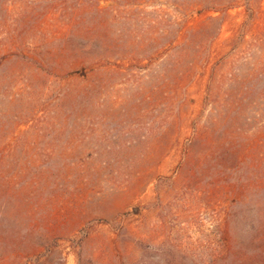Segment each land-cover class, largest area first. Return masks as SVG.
Wrapping results in <instances>:
<instances>
[{"label": "rangeland", "instance_id": "obj_1", "mask_svg": "<svg viewBox=\"0 0 264 264\" xmlns=\"http://www.w3.org/2000/svg\"><path fill=\"white\" fill-rule=\"evenodd\" d=\"M76 1L0 0V264H264V0Z\"/></svg>", "mask_w": 264, "mask_h": 264}, {"label": "trees", "instance_id": "obj_2", "mask_svg": "<svg viewBox=\"0 0 264 264\" xmlns=\"http://www.w3.org/2000/svg\"><path fill=\"white\" fill-rule=\"evenodd\" d=\"M83 1L84 0L76 1L74 8L71 10V13L76 15V13H78L79 11L88 12V11H91L92 9L95 10L96 12H98L99 9H97V3L101 0H87L84 4L82 3ZM175 1L176 2L173 3L174 11H181L182 13H185V16L189 13L191 14L194 12L196 14H200L203 11L225 13L227 10L233 8V5H234L233 0H175ZM113 13L116 14L117 12L115 10H113ZM209 19L211 21L215 20V18H211V17ZM82 49L84 51V48H82ZM78 55H79V53H78ZM34 58L36 60H39V56L34 57ZM81 62H82V65H84V64H86L87 61L84 59V60H81ZM260 231L263 232V238H264V228L263 227L260 228ZM263 238L261 240V244L263 243V246H260L259 249L257 248V253H258V256L256 258L257 260H259L260 258H262V259L264 258ZM262 259H261V263L264 262V260H262Z\"/></svg>", "mask_w": 264, "mask_h": 264}]
</instances>
